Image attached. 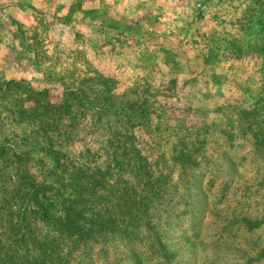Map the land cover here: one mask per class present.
<instances>
[{"label":"rangeland","instance_id":"obj_1","mask_svg":"<svg viewBox=\"0 0 264 264\" xmlns=\"http://www.w3.org/2000/svg\"><path fill=\"white\" fill-rule=\"evenodd\" d=\"M7 80L0 259L58 238L53 264H264V0H0Z\"/></svg>","mask_w":264,"mask_h":264},{"label":"trees","instance_id":"obj_2","mask_svg":"<svg viewBox=\"0 0 264 264\" xmlns=\"http://www.w3.org/2000/svg\"><path fill=\"white\" fill-rule=\"evenodd\" d=\"M17 87L20 86L18 83H16L13 80H7L4 81L3 83L0 84V96H5V94L11 90H14L13 87ZM28 93L35 95V100H39L41 94L40 93H33V90L27 89ZM0 104L4 107V110L10 115H13V118H16V116L25 113V111L22 109V107H17L14 103L9 102V101H4L3 97H0ZM256 108H260V107H256ZM257 112V110L255 109L253 113ZM255 139H256V146L258 150H262L261 148H264V133H262V137H260L259 135L255 134ZM7 141H0V144H4ZM5 147V145H3L0 148V156H5L7 155L6 151L3 149ZM264 151V149L262 150ZM259 152L261 156H264L263 152ZM19 157V156H18ZM21 158V157H19ZM18 158V161H19ZM23 160V159H22ZM21 163V161H20ZM22 165V164H21ZM22 168H24V165L20 166L18 168V173L16 175V177H19L21 175V171ZM20 180H23L21 182L22 184V188H23V192H22V198H21V203L20 205L23 207V204H25V206L27 208H29V206L32 207V211L35 214L34 217L37 218V220L42 221L45 225L47 223H50L51 221V214H50V210H51V205H42L38 199L39 197H43L44 192L46 191L47 187L45 186V184H38L35 185L34 181L31 179V177L29 175H26L25 173H23L20 178ZM63 206H65V216H64V220L61 221L60 219H57L59 226L61 227V232H63L65 234V236L67 237L68 240H76V235L78 238L83 237L84 233H80L82 232L81 229V225L79 224L78 220V214H77V209L72 208L73 207V203L69 202L67 205L64 203H62ZM72 205V206H71ZM69 209H66L68 208ZM63 208V209H64ZM92 226V225H90ZM90 232V229L88 230ZM21 238L23 237V235L20 236ZM59 238L62 240V235L59 236ZM50 239L47 241H42L41 242H37L36 244V249L38 250L37 255H29L28 252L25 253H20L19 250H15L11 253L10 256L6 255L7 253H2V258L0 259V264H53L55 263V260H62L60 258V256L56 253V250L59 249V246L61 244V241L58 239ZM15 243H21L20 240H15ZM74 243V241H73Z\"/></svg>","mask_w":264,"mask_h":264}]
</instances>
